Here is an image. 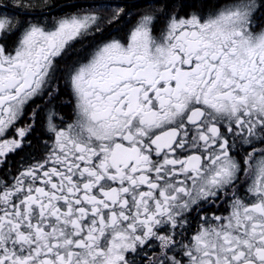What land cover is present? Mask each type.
<instances>
[{
  "label": "snow or ice",
  "instance_id": "1",
  "mask_svg": "<svg viewBox=\"0 0 264 264\" xmlns=\"http://www.w3.org/2000/svg\"><path fill=\"white\" fill-rule=\"evenodd\" d=\"M0 264H264V0H0Z\"/></svg>",
  "mask_w": 264,
  "mask_h": 264
}]
</instances>
